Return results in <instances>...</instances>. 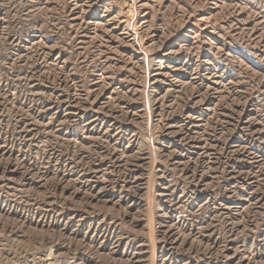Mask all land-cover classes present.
<instances>
[{"label": "rangeland", "instance_id": "obj_1", "mask_svg": "<svg viewBox=\"0 0 264 264\" xmlns=\"http://www.w3.org/2000/svg\"><path fill=\"white\" fill-rule=\"evenodd\" d=\"M0 264H264V0H0Z\"/></svg>", "mask_w": 264, "mask_h": 264}]
</instances>
